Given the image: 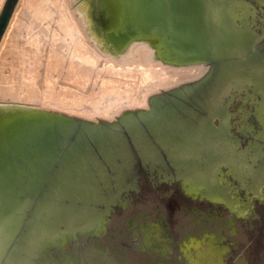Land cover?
<instances>
[{"label":"water","instance_id":"water-1","mask_svg":"<svg viewBox=\"0 0 264 264\" xmlns=\"http://www.w3.org/2000/svg\"><path fill=\"white\" fill-rule=\"evenodd\" d=\"M17 1L8 0L0 16V42ZM221 1L119 0L124 9L108 30L109 43L151 41L166 63L213 67L199 83L151 97L146 111L89 123L42 109L0 107V254L7 249L5 221L10 227L16 221L18 234L8 235L21 237L47 210L64 235L89 236L101 208L121 202L136 184L139 166L157 164L166 150L180 148L178 129L197 120L185 115L195 114L198 98L206 97L209 107L207 100L221 90L242 86L264 100V47L256 46L264 35L251 33L246 44L225 37L215 23Z\"/></svg>","mask_w":264,"mask_h":264},{"label":"rangeland","instance_id":"rangeland-1","mask_svg":"<svg viewBox=\"0 0 264 264\" xmlns=\"http://www.w3.org/2000/svg\"><path fill=\"white\" fill-rule=\"evenodd\" d=\"M7 1L0 0V16ZM231 1L233 0H226L228 6ZM263 5L264 2L258 0H237L231 8L230 14L240 19L251 30L258 31L263 20L261 15ZM90 6L93 9L92 16L100 29L113 26L116 16L124 9L123 3L119 0H90ZM16 10L19 11L15 26L8 36L9 39L7 37V41L5 40L3 50L0 51V87L13 86L19 90L24 88L27 75H24L23 71L27 69L32 73L35 70L33 60L34 55H37L40 66L38 65L36 68L38 74L34 78V86L42 91L48 54L50 53L48 44L52 38L51 33L54 30L56 34H60V31L51 18L44 20L41 25L51 26L48 36L41 35L39 37V33L34 35L35 32H31L32 36L39 37L38 41H41V44L42 42L46 44L42 51L41 49L37 51L34 48L35 45L33 47L28 44L31 43V40L25 38L27 28L33 24H39L37 21L39 19H36L37 15H31L33 8H28L26 3L19 7V0L13 9L11 19ZM31 21H35V23L32 24ZM64 66L62 70L59 65L54 72L50 82L51 89L56 95L58 94L57 96L61 93L68 98H81L82 95V99H87L85 100L87 105L84 103L79 109L80 111L75 108L76 110H73L75 112L70 109L69 111L66 109V112L61 106L45 110L89 123H114L125 114L147 109L125 107L111 119L103 116V113L95 115L96 112H89L92 108L90 103L95 99V96L89 97V92L86 89L83 90L79 87L80 85L73 84L72 81L75 80L72 78L73 75L65 71L69 62H64ZM116 77L113 78L121 81V84L124 85L132 84V82L134 84L137 81L132 80L131 82L123 76ZM65 78L70 81H65ZM98 79L97 83L100 85ZM171 90H161L150 95L148 102L151 97ZM31 107L40 109V105ZM244 109H248V107H244ZM185 116L187 119L193 118L194 120L198 117L197 114H186ZM233 120L235 121V118ZM256 151V144H249L247 151L236 157V161L231 162L235 177L246 180L258 172V168L254 167L257 158ZM240 159L246 164L244 172H241L237 165ZM231 160L232 158L228 159V161ZM214 173L217 181L230 182L231 174L226 168L218 169ZM186 174L189 175L192 186L201 187L203 188L201 191L209 194L216 191V183L211 174V163L207 159L197 158L194 161V167L189 169ZM140 189V192L129 193L121 202L104 209L103 215L98 218V222L90 230L89 236H78L74 239L73 236L64 235L62 230L54 226L52 211L48 210V216L46 214L44 217H39L37 214L36 221L32 220L28 233L21 237L8 235L10 230L12 234L17 233L13 229L16 221L12 222L14 223L12 228L8 225L9 222L5 221L6 235L2 238L7 249L5 251L4 248L0 254V264H201L200 257L203 262H206L205 264H212L211 261L219 259L221 255H224L221 264H264V226L261 229L259 221L256 219L264 217V201L259 202L263 205L260 206L252 194L243 193L238 189L232 190V211L238 213L237 208L245 207L247 201H252L249 204V209L252 210L251 213L247 209L244 214H232V216L228 214V211H222L224 216L232 218V222L225 226L224 222L214 224L213 217L215 215L210 213L206 204L199 202L200 195L196 191L181 190L174 186L168 188L166 185L153 187L145 182L140 184ZM32 210L34 215L38 209L33 207ZM43 213H46V210ZM222 213H217L216 217ZM234 217H241V219H234ZM39 218H43V222H45L42 227L36 223ZM206 219L209 221H205ZM225 224L227 225V222ZM133 239L136 242L130 241ZM9 241H13L12 246L9 245Z\"/></svg>","mask_w":264,"mask_h":264},{"label":"bare ground","instance_id":"bare-ground-1","mask_svg":"<svg viewBox=\"0 0 264 264\" xmlns=\"http://www.w3.org/2000/svg\"><path fill=\"white\" fill-rule=\"evenodd\" d=\"M25 3L28 8H33L31 15H37L36 19H39L37 20L39 24L34 25L35 21H31L33 25L27 30L25 28V38L31 40L28 44L35 45L33 47L37 51L40 49L42 51L46 44L43 42L41 44V41H38L39 37L48 36L51 26L44 27L41 23L49 18L56 24L61 35L56 34L54 30L51 33L52 38L48 44L50 53L44 73V89L39 91L34 86V78L38 74L36 68L39 65V59L34 55L35 70L32 73L27 69L23 71V74L27 75L24 88L19 90L13 86L0 87L1 108L39 109L31 106L40 105L42 110L61 106L65 111L66 109L78 111L87 99H82V95L81 98H68L61 93L57 96L58 94L56 95L50 87L57 67L60 65L63 70L66 61L69 62V66L65 71L73 75L72 78L75 79L72 81L73 84L80 85L83 90L86 89L89 97L95 96L90 103L92 108L89 112L94 111L95 115L103 113V116L110 119L125 107L148 108L150 95L194 82L208 70L207 65L202 63L176 66L164 62L159 58L155 42L151 41L133 40L125 46L115 47L109 43L107 37L109 28L106 26L100 29L93 18L90 0H19V7ZM18 11H15L7 27L0 51L3 50L5 40L15 26ZM31 32L40 35L32 36ZM114 76L126 77L131 82L137 81L134 84L132 82L124 85L114 79ZM96 78H99L100 85ZM65 81L70 80L65 78Z\"/></svg>","mask_w":264,"mask_h":264},{"label":"flooded vegetation","instance_id":"flooded-vegetation-1","mask_svg":"<svg viewBox=\"0 0 264 264\" xmlns=\"http://www.w3.org/2000/svg\"><path fill=\"white\" fill-rule=\"evenodd\" d=\"M258 1L264 2V0ZM234 3L235 1L233 0ZM216 6L218 8L222 7V9L218 11L220 12L217 13L219 21L215 23H217L220 31H223L225 37L228 34H232L242 44H246L251 33H255L258 36L264 35V5L261 10L263 20L258 31L247 29V26L240 19L231 16V5L228 6L226 0H222ZM256 46L264 47V36ZM203 64L207 65L208 70L201 78L194 82L183 84L175 89L191 86L206 79L213 67L205 63ZM238 88L233 87L227 91L221 90L217 96L215 95V97L207 100V103L210 104L209 107L205 106L206 97H202L200 100L198 98L196 102H199V106L195 110V114L198 116L197 120L193 123H184L178 129L177 135L179 136V140L177 143L180 144V148L176 152L172 149L166 150L162 154V161L157 164L146 165L145 167L139 166L136 184L127 193L140 192V184L142 182L153 187L156 185H166L168 188L174 186L181 190L191 189L200 195L199 202L206 204L210 213L215 215L213 217L214 224H217V222L222 224L224 222L225 226H228L232 222V218L224 216L222 211H228L230 216L232 214L241 215L245 213V210L249 209V204L252 202L247 201L245 207H238V213L232 211V190L238 189L243 193L252 194L257 203L264 201V100L259 96L248 93L242 89V86ZM167 92L169 91L159 93L154 97H163ZM234 105L236 106L234 107ZM244 107H248V109H244ZM233 118H235V121ZM233 121L235 124H233ZM252 143L257 146V158L254 167L258 168V172L249 179H239L235 177L231 162L236 161V157L246 152L248 145ZM228 156L232 158L231 161H228L230 159L227 158ZM197 158L207 159L211 163V174L216 183V191L211 194L201 191L203 189L201 187L192 186L189 181V175L186 174L189 169L194 167V161ZM237 165L241 172L246 171V164L241 159L238 160ZM221 168H226L231 174L230 182L221 183L215 179L214 172ZM259 205L263 206L260 203ZM251 210L250 208L248 211L251 213ZM102 211H104V208H101L98 214H101ZM217 213L222 214L216 217ZM234 219H241V217H234ZM256 219L259 221V227L262 229L264 217ZM205 221L209 220L206 219ZM226 222L227 225L225 224ZM130 241L136 242L134 239ZM218 244L220 245V243ZM223 256L221 255L219 259H214L211 263L221 264ZM116 261L121 263L119 260ZM200 261L201 264L206 263L202 261L201 257Z\"/></svg>","mask_w":264,"mask_h":264}]
</instances>
